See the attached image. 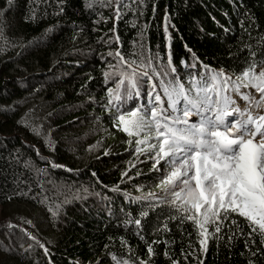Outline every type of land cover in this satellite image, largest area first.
<instances>
[{"label": "trees", "instance_id": "1", "mask_svg": "<svg viewBox=\"0 0 264 264\" xmlns=\"http://www.w3.org/2000/svg\"><path fill=\"white\" fill-rule=\"evenodd\" d=\"M122 4L116 19L115 0H66L64 12L60 11V0H12L6 16L0 17V225L16 216L32 219L34 234L50 252L45 257L39 248L26 251L31 241L18 231L9 234L0 227V264H49V260L52 264H98V257L99 264H116L109 253L119 260L150 259L151 264H171V259L178 264H248L250 257L254 264H264L259 236L252 249H246L244 237L235 233L234 227L229 231L228 222L222 229V238L210 236L208 250L201 255L194 225L185 221L181 226L179 216L177 221H169L171 234L164 238L169 241L171 259L165 257L163 243L154 246L156 255L150 258L135 225L125 227L121 223V208L135 217L141 207V202L126 200L123 193L127 191L135 197L157 191L155 185L162 174L149 171L151 163L143 155L140 162L136 161L135 135L130 138L112 127V114L119 113L114 108L111 113L105 112L103 105L107 103L106 89L112 88L115 93L119 77H111L105 84L103 72L109 70L108 64L116 71L117 60L106 55L105 60L100 58L120 48L129 61L136 59L139 63L141 46L145 60L150 53L155 56L159 52L163 64L156 68L161 77L154 82L166 101L161 80L166 85L171 77L163 74V66L169 52L176 64L187 58L191 65L185 44L200 55L203 63L213 68L227 67L235 78L233 74L252 62H256V69L263 66L264 0H122ZM6 5L7 0H0V9ZM166 9L168 22L164 18ZM164 22L174 26H169L171 40L167 48ZM52 26L54 30L43 41L28 45ZM221 26L230 31L225 33ZM114 27L121 40L119 45L109 41ZM209 33H215L216 38L211 39ZM25 45L28 46L22 47ZM245 45L251 46L254 55ZM179 75L188 86V72L182 70ZM89 76L93 77L91 81ZM144 93L142 101L133 98L123 110L146 104V86ZM7 106L11 108L4 111ZM49 136L55 142L54 151L45 146V137ZM105 150L109 155H104ZM49 159L65 167L53 168L47 163ZM25 160L34 167H25ZM126 168V176L133 177L131 181L121 178ZM137 172L141 175L137 176ZM118 182L121 192L113 193L111 186ZM136 186H142L141 192L136 191ZM14 191L28 195L9 200L7 197ZM41 200L43 206L39 204ZM57 204L63 206L59 219L54 221L47 207L55 211ZM108 206L113 209L111 217ZM173 214L175 210L167 206L152 212L143 232L148 242L157 239L153 227ZM240 227L245 234L249 231L247 222ZM229 235L234 236L231 246Z\"/></svg>", "mask_w": 264, "mask_h": 264}, {"label": "snow or ice", "instance_id": "2", "mask_svg": "<svg viewBox=\"0 0 264 264\" xmlns=\"http://www.w3.org/2000/svg\"><path fill=\"white\" fill-rule=\"evenodd\" d=\"M65 2L66 0H60L61 12L65 10ZM108 2L111 3V0ZM115 3L117 5L115 18L119 19L120 7L124 5L122 0H115ZM11 4L12 0H7L6 7L0 9V17L6 16ZM87 6L91 7V4ZM140 6L142 7V4ZM164 18L168 22L167 9ZM25 19L27 20L28 17ZM169 26L172 25L169 24L164 29L166 48L167 42L171 40ZM221 27L225 33L230 31L228 27ZM54 28L55 26L49 27L38 40L29 41L28 45L43 41ZM77 31L81 30L77 27ZM111 31L113 35L109 37V41L114 40L117 45L121 44L119 36L115 34V27ZM201 31H203L202 28ZM208 35L211 39L216 38L215 33ZM73 39L76 37L74 36ZM142 44L143 31L141 32ZM184 47L190 54L191 65L188 64L187 58H181L179 64H176L169 52L168 62L163 66V74L171 77L166 85L161 80L162 90L167 97L166 107L162 103L159 88L154 82L157 77H161V71L156 68L157 64H163V61L159 59V52L155 56H151L150 53V58L145 60L143 46H141L139 63L136 59L129 61L120 48H117L114 53L109 51L100 56L101 60H105V55L115 57L117 60L116 71H112L113 65L108 64L109 70L103 72L105 84L111 77H119L116 80L115 93L112 88L106 89L107 103L103 105L105 112L111 113V109L114 108L116 113H119L112 114V127L123 131L130 138L135 135L137 138L134 141L133 155L136 161L140 162L139 158L143 155L151 163L149 171L154 170L162 174V179L155 185L157 191L141 193L135 197L127 191L123 193L126 200L141 202V207L135 217L130 212L125 213L121 208L120 212L124 215L121 223L125 227L135 225L136 234L145 241L150 258L156 255L154 246L163 243L164 255L171 259L167 250L169 241L164 237L171 234L169 221H177V216L181 226L185 221L194 225L199 244L198 251L201 255L208 250L210 236L216 240L222 238L225 222L229 224V231H232L234 227L235 233L244 237L246 249H252L255 237L258 235L261 245L259 251L264 252V111H256L264 109V66L256 71L257 64L252 62L242 68L238 74H233L235 76L233 79L228 74L227 67H209L191 47L187 44ZM245 47L249 48L250 55H254L250 45ZM260 63L264 65V61ZM182 70L188 72V86L183 83L184 77L179 75ZM88 79L91 81L93 77L89 76ZM145 86L147 87V103H138L136 107L125 112L123 106L133 98L143 100ZM81 88L83 89L84 86L82 85ZM221 88L224 89L223 94H221ZM242 88L254 89L260 94L259 99L257 100L251 93L241 91ZM230 93H234L235 97L244 102L243 107L237 104V100ZM181 104L182 107L179 106ZM10 108L11 106H7L4 111ZM193 117L198 119L192 120ZM141 134L143 138H140ZM45 146L55 150V142L50 136L45 137ZM39 154L37 149V155ZM104 155H109L107 150ZM47 163L53 168L65 167L51 159ZM24 166L34 167L30 160H25ZM129 167H135V164H130ZM127 172L128 168L122 171L121 178L126 177L128 181H131L133 177L126 176ZM97 175L95 171L92 172L93 177ZM136 175L139 176L141 173L137 172ZM96 183L99 184L100 181L97 180ZM141 187L136 186V191L141 192ZM84 191L87 192L88 189L85 188ZM111 191L120 193V182L112 185ZM27 195V192L14 191L12 196L7 198L11 200L13 197ZM97 195L100 194L97 193ZM39 204L43 206L44 201H39ZM62 206L57 204L55 211L52 207H47L52 220L59 219ZM163 206L174 209L176 214L165 216L163 222H158L159 226L153 227V233L157 235V239L148 242L143 234L145 220L153 211ZM2 212L3 209L0 208V213ZM107 214L110 217L113 215L111 206H108ZM239 218L243 220L240 221ZM244 222H247L249 229L246 234L240 227ZM209 226L212 227V232L209 231ZM0 227L6 228L9 234L18 231L22 237L31 241L26 251L39 248L43 250L45 257L50 256L46 243L34 234L35 224L32 219L16 216L13 219H7ZM233 238V235L228 236L229 246ZM121 240L124 246L128 247L123 237ZM107 247L108 245H105V249ZM129 251H131L130 247ZM109 255L116 264H151L150 259L136 257L135 261H129L119 260L111 253ZM99 260L98 257V264ZM49 264H52L51 260ZM73 264H81V262L76 261ZM171 264H178V262L176 259H171ZM201 264L204 262L201 261ZM248 264H254L251 257Z\"/></svg>", "mask_w": 264, "mask_h": 264}, {"label": "rangeland", "instance_id": "3", "mask_svg": "<svg viewBox=\"0 0 264 264\" xmlns=\"http://www.w3.org/2000/svg\"><path fill=\"white\" fill-rule=\"evenodd\" d=\"M167 24V23H166ZM163 25H165V24H163ZM264 66V65H263ZM262 67V66H261ZM256 71H258L259 70V68L258 69H255ZM241 91H243V92H248V93H251V94H253L254 96H255V98L258 100L259 99V93H256L255 92V90L254 89H252V88H247V89H241ZM223 90L221 89V94H223ZM230 94H232V93H230ZM234 96V95H233ZM234 98H237V100L238 101H242V100H240L238 97H235L234 96ZM242 103L244 104V102L242 101ZM256 111H264V109H257ZM192 120H195V119H198V118H196V117H193V118H191ZM229 119V118H228Z\"/></svg>", "mask_w": 264, "mask_h": 264}, {"label": "bare ground", "instance_id": "4", "mask_svg": "<svg viewBox=\"0 0 264 264\" xmlns=\"http://www.w3.org/2000/svg\"><path fill=\"white\" fill-rule=\"evenodd\" d=\"M164 261V260H163Z\"/></svg>", "mask_w": 264, "mask_h": 264}]
</instances>
